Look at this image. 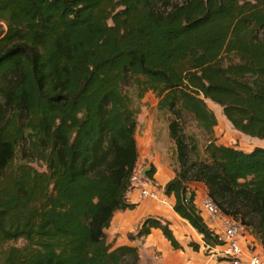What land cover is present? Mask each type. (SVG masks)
<instances>
[{
	"label": "trees",
	"instance_id": "obj_1",
	"mask_svg": "<svg viewBox=\"0 0 264 264\" xmlns=\"http://www.w3.org/2000/svg\"><path fill=\"white\" fill-rule=\"evenodd\" d=\"M0 28V264H138L137 247L107 242L105 229L136 206L132 94L147 92L170 115L178 169L163 194L174 212L205 252L223 243L194 202L190 184L202 183L264 250V147L217 142L207 103L264 139V0H0ZM153 228L182 249L158 216L127 238Z\"/></svg>",
	"mask_w": 264,
	"mask_h": 264
},
{
	"label": "rangeland",
	"instance_id": "obj_2",
	"mask_svg": "<svg viewBox=\"0 0 264 264\" xmlns=\"http://www.w3.org/2000/svg\"><path fill=\"white\" fill-rule=\"evenodd\" d=\"M110 22L111 21L109 20V23ZM132 96L134 107L138 111L137 127L135 133L138 159L135 168L146 172L150 169L151 166H153L155 168V172H157L156 179L159 181L160 175L162 178L166 177L167 170H171L174 173L175 170L178 169V163L175 157L174 143L170 138L168 132V123L170 120V115L168 112L159 110L157 108V99L151 92H147L141 99H136L133 94ZM207 103L210 108L213 109L217 117V124L214 127L213 132V136L217 142L226 145H232L244 150H250L254 146L264 147V139L250 137L235 130L227 121V119L223 116L222 109L218 105L213 104L210 101H207ZM185 133L193 134L197 138L199 147L202 148L206 141V137L202 133V131H200V129L196 127L195 123L190 119L187 120ZM32 165L38 170L44 169V165L40 162L35 161L32 163ZM154 174L152 178L149 176L147 177V182L150 190H157L158 198H154V200L161 201L164 198V194L159 191L157 186L154 185L156 181ZM144 199L153 198L145 197ZM252 235L257 239L258 246H261L257 235L254 232L252 233ZM185 236H187V234ZM188 237H190L188 241L193 240L200 244V250L198 253L199 255L201 254L203 256L211 257V263L217 264L215 258L211 256L213 251L210 250L208 252H205L206 248L203 247L202 239L199 234L197 236L189 234ZM107 240H109V238H107ZM188 241L182 244L183 251L186 250L190 252V247L187 246ZM6 244L20 245L22 244V241H9ZM167 244L170 247V243L167 242ZM249 248L250 250L254 248L258 250V247H255L254 245H249ZM161 250L165 252V249L160 248L159 252L153 251L148 254H145L143 256V259L141 261H138V264H158L161 260ZM178 253L182 255L180 251H178Z\"/></svg>",
	"mask_w": 264,
	"mask_h": 264
},
{
	"label": "crops",
	"instance_id": "obj_3",
	"mask_svg": "<svg viewBox=\"0 0 264 264\" xmlns=\"http://www.w3.org/2000/svg\"><path fill=\"white\" fill-rule=\"evenodd\" d=\"M156 174L157 172L154 174L155 179ZM173 175L174 173L171 170H167L166 177L162 178L160 175L159 181L156 179L154 185L157 186L159 191L163 193V186L165 182ZM190 188L195 191L194 202L199 206L200 200L206 195V187L204 184L197 182L191 183ZM127 197L129 201L136 203V206L132 210H117L114 212L109 227L105 229L106 240L109 238L107 242H111L115 246L121 244L136 246L140 261L143 259L145 254L153 251L159 252L160 248H163L165 249V252L161 250V260L158 264H212L211 257L198 254L200 249L198 251H194L190 248V252H188L186 250L183 251V249L175 250L171 245L169 247L167 244L168 241L159 229L153 228L147 236L129 240L127 238V234L135 232L140 222L146 216H159L168 220L171 228H173L175 232V237L181 245L190 239V237H188L189 234L197 236L198 233L186 220L174 212L172 208L174 197L172 195H164V198L161 201H155L154 199H144L140 196L138 189H131L127 194ZM203 218L212 228L211 221L204 216ZM186 234L187 236H185ZM250 238L253 239L255 247H258V250H256V248L254 249L256 251L264 252L263 248L258 246L257 239L251 232ZM178 251H180L182 255L179 254ZM211 256L215 258L217 264H224V260L222 258L217 259L214 252H212Z\"/></svg>",
	"mask_w": 264,
	"mask_h": 264
},
{
	"label": "built area",
	"instance_id": "obj_4",
	"mask_svg": "<svg viewBox=\"0 0 264 264\" xmlns=\"http://www.w3.org/2000/svg\"><path fill=\"white\" fill-rule=\"evenodd\" d=\"M130 182L134 189L139 190L141 197L158 198L157 190L149 189L145 174L138 168L131 172ZM199 207L202 216L211 221L212 228L223 241L212 251L224 260V264H264V252L249 248L255 244L245 224L222 213L207 195L202 197Z\"/></svg>",
	"mask_w": 264,
	"mask_h": 264
},
{
	"label": "water",
	"instance_id": "obj_5",
	"mask_svg": "<svg viewBox=\"0 0 264 264\" xmlns=\"http://www.w3.org/2000/svg\"><path fill=\"white\" fill-rule=\"evenodd\" d=\"M143 174H145V172L143 171ZM221 257H217V259H220Z\"/></svg>",
	"mask_w": 264,
	"mask_h": 264
}]
</instances>
